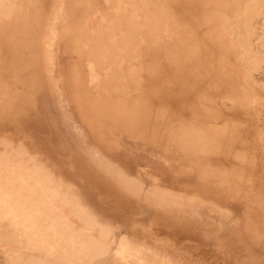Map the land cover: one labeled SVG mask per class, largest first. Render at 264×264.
<instances>
[{
  "label": "rangeland",
  "instance_id": "374dc122",
  "mask_svg": "<svg viewBox=\"0 0 264 264\" xmlns=\"http://www.w3.org/2000/svg\"><path fill=\"white\" fill-rule=\"evenodd\" d=\"M46 174L106 255L52 241L88 223ZM0 264H264V0H0Z\"/></svg>",
  "mask_w": 264,
  "mask_h": 264
},
{
  "label": "bare ground",
  "instance_id": "6f19581e",
  "mask_svg": "<svg viewBox=\"0 0 264 264\" xmlns=\"http://www.w3.org/2000/svg\"><path fill=\"white\" fill-rule=\"evenodd\" d=\"M10 36H8L9 40ZM11 42L10 44L12 45L10 46H13L14 43L17 47L16 41L14 42L13 40ZM7 55L10 57L5 56V59H3L5 61V66L11 70L10 76L14 82V86L5 91L3 94V102L7 104L6 106L12 108L11 110H13L15 117L18 118L21 111H23L28 105V96L32 97L30 95L33 93L32 72H34V70H28V63L23 59L22 53L16 54L12 52ZM16 121L17 119L15 122ZM52 177L53 176L51 174H46L45 176L47 189L53 192L56 199L62 203L64 211L72 216L76 223L86 222L87 218L90 217L91 214L88 206L83 201L84 199L82 195L76 192L71 184L65 183L61 179L56 182ZM37 214L44 217V229L49 231V236L52 241H58L62 248H65L67 251H71L73 255H86L90 262L96 260L98 257H101V255H106L108 250L107 243L111 242L112 235L111 227L108 225H101L100 237L103 238L104 243L99 245L95 237L90 235V233L94 232L95 223L90 225L87 221L88 226L86 227V231L78 233L77 230L72 228L69 230L65 229L66 221L63 216L58 215V210L55 207L49 206ZM73 233L74 236H72Z\"/></svg>",
  "mask_w": 264,
  "mask_h": 264
}]
</instances>
